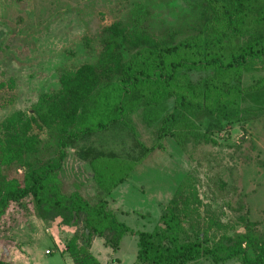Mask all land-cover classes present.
Segmentation results:
<instances>
[{
    "label": "trees",
    "instance_id": "16d2710c",
    "mask_svg": "<svg viewBox=\"0 0 264 264\" xmlns=\"http://www.w3.org/2000/svg\"><path fill=\"white\" fill-rule=\"evenodd\" d=\"M213 1L215 19L204 20L195 34L174 43L146 41L141 16L127 30L116 24L103 28L93 63L63 72L57 91L39 95L27 111H12L0 121V167L7 169L2 171L0 218L24 200L39 219L58 218L56 226L73 234L65 245L73 264H101L88 250L92 239L115 252L126 233L136 238L133 264H264V235L255 225L242 220L241 232L210 238V226L218 223L208 218L200 227L193 191L177 188L154 227L133 232L102 197L92 200L90 189L62 178L72 150L107 195L126 174L118 175L116 166L127 171L139 164L160 148L161 140L196 126L198 115L210 119L207 132L264 112V33L253 29L237 43L247 28L260 27L259 18L251 17L256 0ZM197 69L214 74L192 83L186 73ZM170 96L174 101L168 109ZM121 137L127 140L124 158L105 151L104 140ZM48 142L52 155L43 158ZM78 231L81 245L75 248ZM0 264L15 263L0 257Z\"/></svg>",
    "mask_w": 264,
    "mask_h": 264
},
{
    "label": "rangeland",
    "instance_id": "374dc122",
    "mask_svg": "<svg viewBox=\"0 0 264 264\" xmlns=\"http://www.w3.org/2000/svg\"><path fill=\"white\" fill-rule=\"evenodd\" d=\"M213 10H217L213 0H0V121L12 111H27L39 95L57 91L63 72L93 63L103 28L116 24L127 30L141 16L146 41L174 43L195 34L204 20L215 19ZM251 17L259 18L260 27L247 28L237 43L250 37L253 29L264 33V0H256ZM213 74L204 69L186 73L192 83ZM173 101L174 96L166 101L168 109ZM208 122L200 114L196 126L164 138L160 148L139 164L127 171L116 166L118 175L126 174L107 195L95 182L94 171L78 162L72 150L62 178L90 189L92 200L102 197L106 208L133 232L150 231L177 188H182L193 191L200 203V227L207 226L208 218L218 223L210 226V238L241 232L242 220L264 235V112L204 132ZM139 131L146 138V131ZM125 139H106L102 144L105 151L124 158ZM41 153L43 158L52 155L49 142ZM5 169L0 167V189ZM58 221L36 217L27 200L11 204L0 218V257L15 264H73L65 246L73 234L57 227ZM183 226L189 231L187 223ZM79 236L78 231L75 248L81 245ZM97 240L94 251L102 264H133L135 235L126 233L115 252Z\"/></svg>",
    "mask_w": 264,
    "mask_h": 264
},
{
    "label": "crops",
    "instance_id": "0c3cea01",
    "mask_svg": "<svg viewBox=\"0 0 264 264\" xmlns=\"http://www.w3.org/2000/svg\"><path fill=\"white\" fill-rule=\"evenodd\" d=\"M97 239L99 238H93L91 243H90V246H89V252L101 263V259L98 257V255L96 254V251H94V245L97 244V242H99ZM102 244H103V241H102ZM134 262V260L132 261V263ZM102 264V263H101Z\"/></svg>",
    "mask_w": 264,
    "mask_h": 264
}]
</instances>
